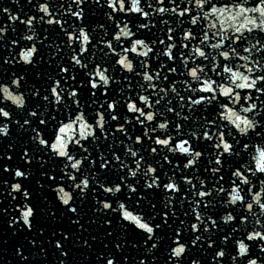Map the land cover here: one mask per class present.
I'll list each match as a JSON object with an SVG mask.
<instances>
[{
  "label": "snow or ice",
  "instance_id": "obj_1",
  "mask_svg": "<svg viewBox=\"0 0 264 264\" xmlns=\"http://www.w3.org/2000/svg\"><path fill=\"white\" fill-rule=\"evenodd\" d=\"M10 3H0V49L19 68L0 74V139L15 149V124L26 140L0 185L15 202L17 264L49 250L56 264H85L75 253L93 250L92 225L113 219L116 252L130 243L151 257L136 264H155L161 245L165 264H184L193 247L209 264H264L252 252L264 254V0ZM46 51L57 70L30 82ZM65 218L69 229L49 230ZM127 262L107 250L90 264Z\"/></svg>",
  "mask_w": 264,
  "mask_h": 264
},
{
  "label": "water",
  "instance_id": "obj_2",
  "mask_svg": "<svg viewBox=\"0 0 264 264\" xmlns=\"http://www.w3.org/2000/svg\"><path fill=\"white\" fill-rule=\"evenodd\" d=\"M11 0H0V3L5 4L7 6L13 7V10H15V7L11 5ZM33 2L35 3V0H33ZM57 2H59V0H57ZM20 5L24 8L25 12H30L31 6L27 5L26 0H20ZM67 5L65 4V7ZM82 7H84L86 9V13L89 10V5L85 4L82 5ZM99 11V10H98ZM30 14V13H29ZM104 22L103 17H102V12L95 16V17H91L90 18V22H92L93 27L95 26V22ZM4 21V17L0 16V23H3ZM30 34V33H28ZM11 35V33L9 32V36ZM56 43H59V41H56ZM6 54V50L5 49H0V74L2 75H10L11 72L13 71H17L19 66H13V65H4L3 61H2V56ZM43 60L42 62L34 69L31 70L30 74H29V81L32 82L33 81V76L34 73L39 71V72H54L56 71V67H55V59L58 58V56H52L50 51H46L43 52ZM51 59V64H49V60ZM37 87H41V85L43 84V78H41V80L36 81ZM32 101L30 100V103ZM7 103V102H6ZM10 110L15 111L14 106H10ZM16 125L15 124H10V135L13 137V139L16 140L17 144H16V148L15 149H9L7 148V145L9 143H11L10 140L7 139H0V156L3 155V153L5 151H7L10 155L13 156V160L11 162H8L6 160H2L0 159V167H2V165L4 163H10L11 165H15V163H17V154H18V149H19V144L23 143L26 140V136L25 135H20L16 132ZM5 177H7V174H5ZM10 179V177H7ZM36 178H39L38 175L36 176ZM33 186L35 187V180L32 181ZM3 186L0 185V208H7L8 210V215L4 216V215H0V264H7V262H11V264H17V259L15 258L14 254H13V250L14 247L16 246V238L12 237L11 233L13 231L12 228L9 227L8 225V221L11 218V216L14 214V210L12 207V204H14L15 202H11V198L8 197L7 195V191L6 190H2ZM48 196V202H50V206L51 205H56L57 202L54 199V195L50 192L47 193ZM152 203H156L157 204V208L156 211H160V205L158 203V201L153 200ZM41 206H43V204H41ZM92 208V204L91 202H89L88 204L85 205V212H87V215L84 218V221H82L83 223H85V227H88V221H90V219L94 216V213L91 211ZM145 212L149 211V208L147 206H145L144 208ZM178 213H179V209H177ZM59 214L58 209H57V215ZM182 218V217H181ZM157 222H159V217H157ZM178 222V221H177ZM47 225L49 226V230H54L57 228H64V229H69L71 226L68 222V220L65 218L62 222H56L53 223L50 219L46 222ZM126 223V222H124ZM92 235L97 237V240L93 243V241H91V239H89V243L93 244V250L89 251L86 248H80L78 252L75 253L76 259L77 261L82 260L83 259V255H87L89 257V261H86L85 264H90L91 261L95 260L96 255L101 252L104 251L106 252L107 250H111L112 253L117 257V259H121L122 255H127L128 256V262L127 264H136V262L141 259L144 258L147 261H151V257L148 256L147 254L143 253V249L140 248V250H136V249H132L131 248V244H127L126 247L128 248V251L123 252V253H117L112 241L115 238V236L119 233L120 229L117 226V220L113 219V228H108L107 225H100L99 223L97 224H93L92 225ZM113 229H115L113 231ZM107 231H113V235L112 236H107L106 232ZM46 234H48L46 232ZM161 234H163V232H161ZM84 238H88L89 234L87 232L83 233ZM138 239V237H135L133 235H129L128 236V240L135 242V240ZM104 245H107V249L104 248ZM38 250L37 248H34L33 251ZM211 251V250H209ZM252 252L256 255H260L262 257H264V254L259 253V249L253 247ZM27 254V253H25ZM154 254L157 256V261L155 262V264H165V261L167 259V252L165 250V248L163 247V245L159 246L156 250H154ZM192 259H200L201 260V264H209V260H210V256L205 255L203 253H201L200 251H198V249L196 247L192 248L191 254L187 257V259L185 260L184 264H190V261ZM34 264H56L55 258L52 255L51 250H49V255L47 257V260H45L44 257H37L35 258Z\"/></svg>",
  "mask_w": 264,
  "mask_h": 264
}]
</instances>
